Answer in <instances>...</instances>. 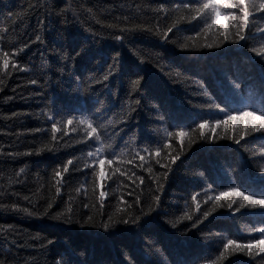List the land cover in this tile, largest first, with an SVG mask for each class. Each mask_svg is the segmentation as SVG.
Here are the masks:
<instances>
[{"label": "trees", "instance_id": "obj_1", "mask_svg": "<svg viewBox=\"0 0 264 264\" xmlns=\"http://www.w3.org/2000/svg\"><path fill=\"white\" fill-rule=\"evenodd\" d=\"M206 2L0 0V264H264V12Z\"/></svg>", "mask_w": 264, "mask_h": 264}, {"label": "snow or ice", "instance_id": "obj_2", "mask_svg": "<svg viewBox=\"0 0 264 264\" xmlns=\"http://www.w3.org/2000/svg\"><path fill=\"white\" fill-rule=\"evenodd\" d=\"M221 2H222V0H207L206 3H203L202 4V7L200 9H191V11L201 12L203 10H208L207 12H205L204 16H202L201 18L204 19L205 21H207V20L210 19L211 20V24H208V27L211 28L213 25H215L218 22L216 18L220 16V11L216 7V5L219 4V3H221ZM240 5H245V7L240 8ZM224 7H226V8H228V7H231V8H240V11L243 12V16L241 18L243 19L244 23L242 25H240L239 27L236 24H233L231 26L232 28H237L236 34L239 36V38L241 40H243V39L246 38L245 36L240 35V32L243 31L245 28H247L249 26V23H250L249 17L251 15H254V13L256 11L264 12V3H260L258 7H257V5L255 3H252L251 4V7L253 8V12H249V10H248L249 5L246 4V0H236L235 3H224ZM232 19L233 20H236L237 19V16L233 15L232 16ZM169 30H171V29H169ZM262 31H264V30H262ZM226 39H227V37H226ZM211 46L212 45H208V47H211ZM255 51H258V54H264V47L260 48L259 50H255ZM2 55L4 57V59H3V68L4 69H7L8 66H9V61L7 59L8 53L5 52ZM12 67L13 68L16 67L15 63L12 64ZM32 83H35V81H32ZM244 116L251 117L252 128L255 131H262V130H264V115L257 116L254 112H242V113L239 114V117L241 119ZM229 119L235 120V119H237V117H229ZM257 119L260 120V126L259 127H257V125L254 122ZM68 123L71 124L72 121L69 120ZM80 123H86V122L85 121H80ZM87 127L89 129H91V132L88 133L89 137H92L94 134H96L95 135V139L96 140H99L100 139V135L97 134V128L93 127L91 123H88L87 124ZM200 127L203 129L205 127V125L202 124V125H200ZM169 135H172V134L169 133ZM178 135L184 136V135H187V133L181 132ZM236 142L239 143V141H236ZM159 154H160L159 153V150H157L156 155H159ZM89 155H92V153H89ZM141 159H143V158L141 157ZM102 162L103 161H101V163ZM68 163L71 164L72 162L69 161ZM108 163L111 164L112 161L109 160ZM149 171H150V169H149ZM59 174L60 173H57V175H59ZM101 176H103V173H101ZM233 192H234V194L236 196H241V197L244 198V200L249 201L250 204L248 206L253 207V208L254 207H257V206H259L261 208H264V199H255L253 196H246L243 192L239 191V189H234ZM101 195H103V193H101ZM222 195H228V193H224ZM217 199H220V197H217ZM233 203H235V201H233ZM229 206L231 207V205H229ZM243 207H245V205L243 203H241L239 205V207L237 208V211H239L240 208H243ZM25 211H27V210H25ZM205 215H207V213H205ZM188 218L190 219L191 217H188ZM259 231L264 232V228L259 229ZM260 243H264V241H261ZM232 245H235L236 248L239 249V250H241V251L244 249V247H247L249 250H251V248L253 247L252 244H248V245H245V246H241L239 244H236V242L233 241V240H228L227 243H225L223 245V247H224L225 251H227L228 248L230 246H232ZM262 250H264V249H262ZM223 256H224V253L222 252L220 254V258H223Z\"/></svg>", "mask_w": 264, "mask_h": 264}]
</instances>
